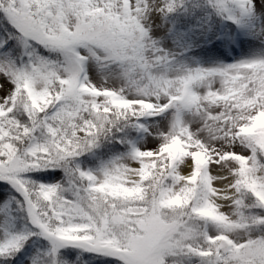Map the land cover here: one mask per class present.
Here are the masks:
<instances>
[{
	"label": "snow or ice",
	"instance_id": "obj_1",
	"mask_svg": "<svg viewBox=\"0 0 264 264\" xmlns=\"http://www.w3.org/2000/svg\"><path fill=\"white\" fill-rule=\"evenodd\" d=\"M0 264H264V0H0Z\"/></svg>",
	"mask_w": 264,
	"mask_h": 264
}]
</instances>
